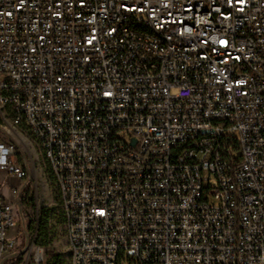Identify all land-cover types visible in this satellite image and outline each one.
<instances>
[{
    "label": "built area",
    "instance_id": "2783aa9c",
    "mask_svg": "<svg viewBox=\"0 0 264 264\" xmlns=\"http://www.w3.org/2000/svg\"><path fill=\"white\" fill-rule=\"evenodd\" d=\"M27 132L66 264H264V0H0V263Z\"/></svg>",
    "mask_w": 264,
    "mask_h": 264
},
{
    "label": "rangeland",
    "instance_id": "374dc122",
    "mask_svg": "<svg viewBox=\"0 0 264 264\" xmlns=\"http://www.w3.org/2000/svg\"><path fill=\"white\" fill-rule=\"evenodd\" d=\"M27 141L17 140V150L15 152V162L19 167L26 169V179L24 183H30V198L26 206L23 207V212L28 216L24 225L30 221L34 222L41 217L44 209H52L53 212H60V196L57 191L53 177L47 173L48 163L45 160L39 146L35 143L32 137L27 132ZM17 186V182H10L9 186ZM2 188L7 190V182L4 181ZM15 228L11 230L9 236L16 242L15 253L21 254V259L18 264H37L34 262V253L37 247L42 249L43 261L39 264H47L52 254H61L64 260H67V250L65 241V231L63 224H60L56 219L50 221V234L48 245L41 247L33 241V233L27 236L24 234V227L20 222V218L15 208Z\"/></svg>",
    "mask_w": 264,
    "mask_h": 264
},
{
    "label": "trees",
    "instance_id": "16d2710c",
    "mask_svg": "<svg viewBox=\"0 0 264 264\" xmlns=\"http://www.w3.org/2000/svg\"><path fill=\"white\" fill-rule=\"evenodd\" d=\"M47 173L49 176L53 177L51 170L48 165ZM58 191V190H57ZM29 201H32L30 198V183L27 181L24 183L19 192V198L16 200L15 208L17 210V214L20 218V222L24 227V234L27 236L32 230L36 227V220L34 222L29 221L27 225H24L28 216L24 214L23 207L28 204ZM56 219V221L60 224H63V218L61 211L59 213L53 212L52 209H44L41 213V217L37 222V237L35 238V243L41 247L48 245L49 243V234H50V225L49 220ZM21 259V254L14 253L6 257L0 264H18ZM47 264H66L63 256L61 254H52Z\"/></svg>",
    "mask_w": 264,
    "mask_h": 264
},
{
    "label": "bare ground",
    "instance_id": "6f19581e",
    "mask_svg": "<svg viewBox=\"0 0 264 264\" xmlns=\"http://www.w3.org/2000/svg\"><path fill=\"white\" fill-rule=\"evenodd\" d=\"M37 256L39 257V254Z\"/></svg>",
    "mask_w": 264,
    "mask_h": 264
}]
</instances>
